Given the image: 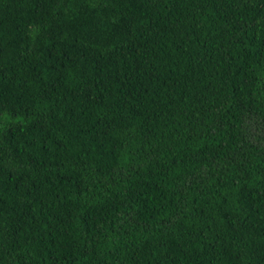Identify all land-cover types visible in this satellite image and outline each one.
I'll list each match as a JSON object with an SVG mask.
<instances>
[{"label":"trees","instance_id":"obj_1","mask_svg":"<svg viewBox=\"0 0 264 264\" xmlns=\"http://www.w3.org/2000/svg\"><path fill=\"white\" fill-rule=\"evenodd\" d=\"M0 264H264V0H0Z\"/></svg>","mask_w":264,"mask_h":264}]
</instances>
